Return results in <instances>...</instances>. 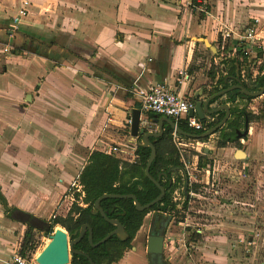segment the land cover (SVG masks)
I'll use <instances>...</instances> for the list:
<instances>
[{"label":"crops","instance_id":"0c3cea01","mask_svg":"<svg viewBox=\"0 0 264 264\" xmlns=\"http://www.w3.org/2000/svg\"><path fill=\"white\" fill-rule=\"evenodd\" d=\"M24 1L0 0V189L10 206L42 219L68 214L74 193L81 190L79 176L93 151L106 152L116 146L119 151L114 155L129 162L137 160L141 138L133 139L128 124L133 110L140 109L135 85L166 84L194 105L206 100L237 83L231 77L218 83L231 64L224 63L228 57L222 56V35L229 31L230 42L235 43L250 25L256 26L263 45H253L250 61L244 56L247 66L240 67L236 61V74L240 73L245 85L264 73V68L260 71L264 63V0H208L209 14L201 13L191 0H26L29 13L14 25L13 17ZM6 45L9 52L3 51ZM254 59L260 63L256 75L249 70ZM239 60H244L242 54ZM180 70L188 73L182 82L178 80ZM248 71L252 77L247 76ZM236 91L217 96L210 108L226 104L232 111L239 105L253 112L256 118L248 121V133H254V145L249 139L247 151L232 147V143L216 145L234 158L240 156L238 150L248 158L254 150V161L264 168V127L260 126L264 108L248 104L264 94L251 96V100L238 95L232 103L228 93ZM221 113L226 115L224 109L206 114L208 122H220ZM153 116L141 113V119ZM244 129L245 125L240 131ZM216 134L218 141L219 130L212 137ZM246 136L238 137L240 142ZM181 153L188 185L199 184ZM197 168L208 172L201 182L213 179L210 167ZM171 173V181L183 175ZM183 179L186 196L181 190H176L177 194L185 200L199 197L200 193L193 191L188 195ZM23 224L7 217L0 201V264H11L13 251L22 243L20 235L25 236ZM223 224L229 227L212 229L215 226L207 223L205 229L181 223L179 235L189 236L191 245L205 249L202 258L207 264H264V228L251 234L246 243L254 246L255 252L242 256L235 249L245 240L242 229L247 227L240 221ZM143 227L132 247L113 264H154L139 236ZM234 232L243 235L238 243ZM164 256L163 264H196L191 257Z\"/></svg>","mask_w":264,"mask_h":264},{"label":"trees","instance_id":"16d2710c","mask_svg":"<svg viewBox=\"0 0 264 264\" xmlns=\"http://www.w3.org/2000/svg\"><path fill=\"white\" fill-rule=\"evenodd\" d=\"M241 50L242 49L239 48L235 57H228L224 61V63H231L226 75L236 74V61L240 67L247 64L246 58H244L243 61L239 60V55L242 54ZM263 68L264 63L262 67H260V71H262ZM226 75L221 74L218 83H224ZM247 76L252 77L251 72L248 71ZM263 84L264 73H259L253 83H245V85L253 91L258 90ZM216 90H219V88L217 87ZM228 94V100L232 103H236L238 95L248 100L253 98L251 96H243L238 91ZM231 112L232 116L227 124L219 129L217 141L219 147H225L229 143L241 146L240 139L237 136V130L244 127L246 119L250 122L256 118L253 112L239 105H234ZM148 114L153 116L156 113L149 112ZM223 115L224 113H221L220 118H222ZM262 117H264V113ZM214 124L215 123H208L205 127L208 128ZM178 125L182 129L190 132L200 133L204 131H197L190 128L186 120L179 121ZM173 131L174 129L167 125L162 136L150 138L157 147V155L150 168V173L155 178H158L163 172H168L173 166H183V162L180 159L179 148L174 142ZM136 152L138 155L137 160L129 162L114 154H108L99 150L93 151L79 176L78 182L81 186V190L74 193L75 200L68 214L66 216L55 215L49 220L40 218L41 227H39V230L44 231L45 235L48 237L54 232L55 228L60 225L75 238L77 236L75 232L79 231L82 225L87 223L93 229L94 242H98L116 228L115 224L107 221L100 213H94L95 202L101 195L106 193L134 194L141 204H146L155 199L160 194V189L149 179L145 172L151 148L139 145ZM198 165L200 168H203L206 167L207 163L203 162L200 158ZM172 175L173 173H170L168 178L164 176L161 178L160 182L165 187L166 193L161 201L153 205L150 209L139 211L136 208L134 200L128 197H107L102 199L101 205L106 214L111 219H118L124 225L129 235L128 238L122 240L118 235H113L106 242L93 247L89 242V231L87 230L85 236L74 245V248L87 253L96 264H113L119 261L124 256L125 252L132 247V241L141 229L148 213L160 211L174 216L175 212H179L178 202L175 200L174 194L176 190H181L183 195L186 196L184 190V177L179 174L174 181H170ZM191 191L199 193V184L193 183L192 185H188V195ZM0 201L5 208L7 217L28 225L19 252L23 255L35 253L39 247V242L35 240V235L33 233L36 226L22 220L23 218L21 217L29 213L17 207L10 206L7 199L2 194L1 189ZM187 203L188 200L184 202L185 208H187ZM20 212H23V214ZM193 233V235L198 234L197 232ZM70 264L91 263L87 256L79 253H72Z\"/></svg>","mask_w":264,"mask_h":264},{"label":"rangeland","instance_id":"374dc122","mask_svg":"<svg viewBox=\"0 0 264 264\" xmlns=\"http://www.w3.org/2000/svg\"><path fill=\"white\" fill-rule=\"evenodd\" d=\"M259 65L260 63L257 60H252L249 70L256 75ZM250 103L259 108H264V98L248 102V104ZM260 126L264 127V123L260 122ZM248 139L254 145V133L249 132L246 138L241 140L240 147L245 151L249 148ZM182 142L186 143L185 146L180 145L182 156L187 161L189 173L194 172L193 176L197 177L199 181L200 196L191 197L188 200L187 208H185L184 201L186 200L183 195L180 192L179 194H174L177 198L179 212L174 213L166 229L167 249L165 250V255L185 256L188 259L191 257L196 264H207L202 258L205 249H197L194 245H191L189 236L183 237L179 235L182 231L180 224L200 226L206 229L205 224L212 223L215 226L212 229H218L220 227H229L223 224L225 222L234 223L237 221H240L247 228L242 229L246 231L243 233L245 240L242 243L240 242L235 249V253L242 256L253 254L255 252L254 246L252 248L246 246L248 238L251 234L255 235L254 232L258 229L264 228V168L254 161V150H251L248 154L249 158H239L238 156L234 158L231 152H226V150L217 147V134L214 137L211 136L205 142L190 138H184ZM175 144L178 145L177 142ZM238 146V144H235L232 147ZM204 148H209L210 152L206 153ZM200 158L207 163L206 166L208 168H211L213 179L211 178L209 183L201 182L204 179V175H207L208 172L202 169L197 170ZM244 160L247 163H244ZM205 180L207 181V178ZM154 215L155 211L150 212L149 216L147 215L146 220L144 219V227L139 234L145 247L147 236L153 228ZM167 215L166 213L165 216ZM27 227L25 225L23 230H27ZM249 227L253 228V230ZM189 231L191 233V230ZM33 233L35 240L39 242V247L36 251L38 254L48 243L49 240L47 238L49 237L45 238L44 232L38 228H35ZM234 234H236L235 238H237L235 243H238L243 235L239 236L237 232H234ZM200 235L203 236L204 232L200 233ZM231 235L230 237H232ZM22 240L23 235H20L19 241L22 242ZM19 248L14 250L13 253L18 251ZM259 253L261 251L258 250L257 254Z\"/></svg>","mask_w":264,"mask_h":264},{"label":"water","instance_id":"95a60500","mask_svg":"<svg viewBox=\"0 0 264 264\" xmlns=\"http://www.w3.org/2000/svg\"><path fill=\"white\" fill-rule=\"evenodd\" d=\"M235 79L237 82L236 84L229 86L226 89H223L211 96H209L206 100H197L195 102L194 107L190 109V116L198 115L199 119L202 120L206 125L209 123L206 117L207 115H213L217 113L219 110L224 109L226 111V115L223 117V119L218 122L217 124L208 127L203 132L195 133L190 132L182 129L173 119L166 117V116H160L158 114H155L152 118L147 117L146 119H141V110L140 109H134L132 112V116L130 119V134L133 137V139L141 138V141H139V145L150 147L151 153L147 161V166L145 169L146 175L151 179L160 189V194L153 199L152 201L141 204L136 195L134 194H103L101 195L95 202V209L94 213H100L107 221H109L112 224L116 225V228L111 231L109 234H107L103 239H101L98 242H94L93 238V229L89 224H84L80 228L79 231H76L75 234L77 235L75 238L72 237L68 233L66 229H63L61 227H57L54 232L48 236L49 241L45 245V247L37 254L36 261L38 264H70L71 262V256L72 253H79L87 256L89 258V261L91 264H96L93 259L84 251L77 250L74 248V245L78 243L84 236L87 230L89 231V242L93 247H96L104 242H106L108 239H110L113 235H118L122 240H125L128 238V233L124 228V225L118 220V219H111L106 214L105 210L103 209L101 205V201L104 198L107 197H128L132 198L135 202L136 208L139 211H144L147 209H150L153 205L156 203H159L163 196L166 193L165 187L161 184L160 180L164 176L168 178L169 173L171 172H182L185 178V187L187 191V186L189 183V177L186 169L183 166H173L169 169L168 172L161 173L158 178H155L150 173V168L153 160L155 159L157 155V147L154 144L153 141H151V137L158 138L164 134V126L167 124L175 131L184 137L191 138V139H206L212 136L216 133L220 128H222L227 120L231 116V109L228 105L222 104L217 107L210 108V102L216 98L217 96L224 94L229 91L233 90H239L243 95L246 96H253L258 97L264 94V85L260 87L257 91H251L246 87L240 77V73L237 72L235 76H227L225 78V81H227L229 78ZM199 98V96H196ZM248 119H246L245 123V129L243 132L240 130H237L238 137H242L248 134L249 126H248ZM240 156L239 158H248L244 151L238 150ZM171 181V180H170ZM23 214V212H20ZM32 215V216H31ZM166 213L156 211L154 215V221H153V228L150 231L148 238H147V252L151 255L152 262L154 264H163V257L165 255V248H166V229L169 226V223L172 219V215L168 214L165 216ZM24 221H27L29 224L36 226V228L39 229L41 227L40 223V217H37L33 214H25L24 216H21ZM42 219V218H41ZM42 231V230H41ZM44 232V231H43ZM45 234V232H44Z\"/></svg>","mask_w":264,"mask_h":264},{"label":"built area","instance_id":"2783aa9c","mask_svg":"<svg viewBox=\"0 0 264 264\" xmlns=\"http://www.w3.org/2000/svg\"><path fill=\"white\" fill-rule=\"evenodd\" d=\"M192 6H196L197 9L204 14H209L210 12V4L208 0H191L190 1ZM28 4L29 1H24L22 6L17 11V14L13 17V23L14 25H18L21 23V21L24 20L25 17H27L29 10H28ZM255 22L259 23V19L255 18ZM231 33L229 31H226L222 35V56L223 57H231L233 55H236L239 48H241L242 52V59H244V56L249 57L247 58L250 61L251 58V52L252 47L258 46L261 47L263 44L260 41V38L257 34V28L254 25H250L246 28L245 34L242 36V38L237 42H230ZM11 49L8 45L3 47L4 52H9ZM179 82H182L183 80L188 78V73L185 70L179 71ZM182 79V80H181ZM134 94L138 97L140 102V109L144 113L153 112L161 116H166L171 119H173L177 124L181 120H186L187 125L194 129V130H203L205 129V123L202 121H199L195 116H190V109L194 107V103L182 95L180 92L176 91L175 89H172L170 86L166 84H156L149 88H143L139 87L137 85L133 88ZM130 119L128 121V124L130 125ZM173 136L175 142H177V146L179 148V151L181 153V147L185 146L186 143L182 142L184 141V137L179 135L175 129L173 131ZM119 148L109 147L106 149V152L109 154H115L118 153ZM182 155V153H181ZM177 194V192H176ZM176 199V198H175ZM188 226L185 224V227ZM47 238V237H45ZM49 240V238H47ZM37 253H33L31 255H23L18 251H15L11 256V264H38L36 261Z\"/></svg>","mask_w":264,"mask_h":264},{"label":"flooded vegetation","instance_id":"af4514ba","mask_svg":"<svg viewBox=\"0 0 264 264\" xmlns=\"http://www.w3.org/2000/svg\"><path fill=\"white\" fill-rule=\"evenodd\" d=\"M149 255H150V254H149ZM164 257H165V256H164ZM150 259H151V255H150ZM151 260H152V259H151ZM163 260H164V258H163ZM163 260H162V261H163Z\"/></svg>","mask_w":264,"mask_h":264}]
</instances>
